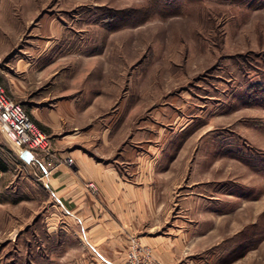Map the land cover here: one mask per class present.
<instances>
[{"label":"rangeland","instance_id":"1","mask_svg":"<svg viewBox=\"0 0 264 264\" xmlns=\"http://www.w3.org/2000/svg\"><path fill=\"white\" fill-rule=\"evenodd\" d=\"M180 2L0 0V83L32 120L43 89L83 82L110 89L100 116L125 99L130 130L160 105L155 120L172 121L161 125L170 159L157 173L177 205L168 213L195 237L184 258L264 264V0ZM19 60L31 63L28 82ZM26 193L0 195L9 204L0 205V264H36V255L41 264H91L79 240L41 229L39 215L16 234L2 229L11 203L26 215ZM125 261L164 264L136 237Z\"/></svg>","mask_w":264,"mask_h":264},{"label":"crops","instance_id":"2","mask_svg":"<svg viewBox=\"0 0 264 264\" xmlns=\"http://www.w3.org/2000/svg\"><path fill=\"white\" fill-rule=\"evenodd\" d=\"M54 41L50 38L49 45ZM16 66L28 82L31 63L19 60ZM39 95L44 96L34 101L31 113L48 135L54 156L15 149L0 132V195L14 197L25 188L31 202L26 215L11 203L10 224L2 229L16 234L39 215L41 229L79 240L91 264H125L131 237L151 248L164 264H189L184 256L195 249L194 233L183 226L186 221L168 213L177 205L170 200L169 183L162 181L165 176L159 178L157 173L164 171L165 157L170 159L159 141L163 123L155 120L162 107L156 105L150 119L138 120L130 130L125 99L111 117L100 116L110 105L109 88L83 82L43 89ZM171 121L170 114L165 126ZM174 131L168 136L170 143L178 139ZM66 157L71 158V166L64 163ZM88 182L96 184L97 194H91Z\"/></svg>","mask_w":264,"mask_h":264},{"label":"built area","instance_id":"3","mask_svg":"<svg viewBox=\"0 0 264 264\" xmlns=\"http://www.w3.org/2000/svg\"><path fill=\"white\" fill-rule=\"evenodd\" d=\"M0 132L15 149L37 151L47 156H54L48 135L35 124L22 105L6 93L1 83ZM63 161L66 165H72L69 157L64 158ZM48 165L51 166V162H48ZM86 186L93 193L97 192L93 182H88Z\"/></svg>","mask_w":264,"mask_h":264},{"label":"trees","instance_id":"4","mask_svg":"<svg viewBox=\"0 0 264 264\" xmlns=\"http://www.w3.org/2000/svg\"><path fill=\"white\" fill-rule=\"evenodd\" d=\"M185 1H186V0H182V2H180V3L183 4ZM257 86L260 88V89H258V91H259V92H258V95L264 97V86L261 85V84H258ZM261 100H262L261 102H263V105H264V98L261 99ZM38 219H39V218L36 219V222L38 221ZM36 256H37V257H36ZM36 256H35V257H36L37 263H38V264H41V262L38 261V259H40V257H39L38 255H36ZM41 258H44V257H41ZM37 263H36V264H37ZM42 263L45 264L44 261H42Z\"/></svg>","mask_w":264,"mask_h":264},{"label":"water","instance_id":"5","mask_svg":"<svg viewBox=\"0 0 264 264\" xmlns=\"http://www.w3.org/2000/svg\"><path fill=\"white\" fill-rule=\"evenodd\" d=\"M27 153H28V151H25L24 155L27 154Z\"/></svg>","mask_w":264,"mask_h":264}]
</instances>
